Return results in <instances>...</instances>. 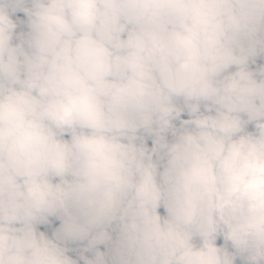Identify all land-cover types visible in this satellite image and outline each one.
<instances>
[{
	"label": "clouds",
	"instance_id": "9594fccd",
	"mask_svg": "<svg viewBox=\"0 0 264 264\" xmlns=\"http://www.w3.org/2000/svg\"><path fill=\"white\" fill-rule=\"evenodd\" d=\"M0 264H264V0H0Z\"/></svg>",
	"mask_w": 264,
	"mask_h": 264
}]
</instances>
